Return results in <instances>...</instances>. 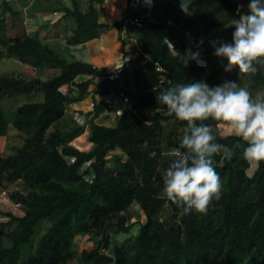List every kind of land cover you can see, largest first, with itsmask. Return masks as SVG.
<instances>
[{
  "label": "trees",
  "instance_id": "obj_1",
  "mask_svg": "<svg viewBox=\"0 0 264 264\" xmlns=\"http://www.w3.org/2000/svg\"><path fill=\"white\" fill-rule=\"evenodd\" d=\"M153 2L160 24L145 20L132 28L149 59L138 55L115 79L105 75L98 83L94 80L102 72L92 64L67 59L32 35L9 37L7 19L0 15V62L13 59L35 69L59 70L46 79L18 73L0 76V138L9 125L3 102L18 96L29 101L12 119L14 128L25 135L23 145L0 157V185L6 178L21 182L23 191L10 198L26 207L23 217L8 215V221L0 222V264H264V160L250 173L251 163L243 158L247 145L241 138L221 135L218 122L206 121L216 130L217 142L235 152L231 159L214 157L223 189L206 213L185 214L168 200L161 175L170 163L165 153L179 145L185 122L165 115V106L157 103L160 90L179 83L205 81L216 86L229 80L247 84L253 93L264 91V67L239 79V69L226 72L227 60L215 56L211 45L217 39L231 42L235 29L230 22L239 19L241 5L248 11L249 0H190L192 15L181 10L180 0ZM90 3L86 13L76 0L66 8V16L77 25L67 45L95 39L106 27L98 22L94 7L102 0ZM3 5L17 14L7 2ZM169 20L173 26L166 24ZM189 48L200 52L207 68L194 60L184 64ZM81 76L90 79L78 83ZM36 96L41 99L33 100ZM90 96L94 107L85 125L92 148L82 151L72 142L84 134L85 125L73 119V127L54 126L65 119L69 105ZM109 96L126 104L115 127L97 123L103 114L115 111L113 101L97 100ZM111 161L114 166H109ZM134 205L146 221L137 235L112 242L111 230L131 233L129 213ZM164 207L170 218L161 221L158 215ZM46 220L50 226L22 263L24 248ZM80 236L94 242L93 250H76Z\"/></svg>",
  "mask_w": 264,
  "mask_h": 264
},
{
  "label": "clouds",
  "instance_id": "obj_2",
  "mask_svg": "<svg viewBox=\"0 0 264 264\" xmlns=\"http://www.w3.org/2000/svg\"><path fill=\"white\" fill-rule=\"evenodd\" d=\"M150 3L151 0H148ZM181 10L192 15L190 0H180ZM239 19L233 18L231 42L211 41L214 55L227 60L226 72L239 69V79L255 75L264 67V0H249L248 11L237 9ZM175 54L171 41H164ZM203 44L199 42L197 47ZM184 64L196 61L206 66L200 52L187 50ZM117 69L123 64H115ZM157 103L166 108L165 115L185 122L179 145L165 153L170 163L161 172L163 193L185 214L193 210L206 213L213 200L222 195L223 182L215 168V156L231 159L234 150L217 142L212 120L227 127L229 134L241 138L246 147L243 158L249 163L264 160V91H253L247 84L225 80L210 86L205 81L179 83L160 90Z\"/></svg>",
  "mask_w": 264,
  "mask_h": 264
},
{
  "label": "crops",
  "instance_id": "obj_3",
  "mask_svg": "<svg viewBox=\"0 0 264 264\" xmlns=\"http://www.w3.org/2000/svg\"><path fill=\"white\" fill-rule=\"evenodd\" d=\"M79 2L82 12L86 13L91 5V0H76ZM8 5L17 14L6 11L4 3ZM73 0H0V15L7 19V34L9 37L17 35H32L37 37L43 43L47 44L57 53L67 59H76L84 63L92 64L101 70V77H97L95 83L104 79L105 75H114L118 69L115 64L123 63V56L129 48L121 41V18L124 14L128 0H102V3H94L97 10L98 22L105 25L99 33V37L87 41L86 43L69 46L66 40L71 36L77 25L73 18L66 16V8H72ZM22 22L21 24H16ZM13 22V35L9 32V23ZM19 25V26H17ZM17 26V27H16ZM3 59L0 63L4 62ZM15 61L18 65L12 72L21 74L27 78L41 77L46 79L59 73V70L52 68H42L34 70L33 67ZM90 78L85 76L83 79L78 78L77 82L87 81ZM95 86L91 90H94ZM108 100L115 103V111L106 112L97 123L106 127H113L114 121L119 120L120 115L126 110V104L115 96L107 98L97 97V100ZM92 96L86 100L71 104L66 111V117H72L74 111L82 112L81 115L88 119L93 108ZM65 117V118H66ZM109 120V123L105 120ZM104 120V121H103ZM118 123V122H117ZM109 124H111L109 126ZM115 127V126H114Z\"/></svg>",
  "mask_w": 264,
  "mask_h": 264
},
{
  "label": "rangeland",
  "instance_id": "obj_4",
  "mask_svg": "<svg viewBox=\"0 0 264 264\" xmlns=\"http://www.w3.org/2000/svg\"><path fill=\"white\" fill-rule=\"evenodd\" d=\"M69 2V0H67ZM11 24H14L13 22L9 23V32L10 35H13L12 33V27ZM16 24H22V22L16 23ZM19 26V25H17ZM16 26V27H17ZM17 63L15 61H12V59H6L4 62L0 63V76L2 75H13L14 72L12 70L16 69ZM85 76H81L80 78L83 79ZM41 98L40 96H36L33 100L39 101ZM28 98L27 96H18L13 99H7L3 102V107L6 112V117L8 119L9 125H8V130L7 134L3 137L0 138V157H6L9 155H12L15 153V148L20 147L23 145L25 135L19 131H17L13 124H12V119L14 116V113L16 112L17 108L25 103H28ZM77 111H74L73 115ZM82 115H85L84 113L80 112ZM72 115V116H73ZM68 115L61 123L58 125H55L54 127H59L63 129H67V127H73L74 121L72 117H69ZM88 119H86L87 121ZM104 121V120H103ZM105 122L109 123V120H105ZM118 120L114 121V126L117 125ZM79 125V124H78ZM85 125V124H84ZM111 124H109L110 126ZM86 126V125H85ZM88 126L85 127V132L83 135L79 136L76 138L73 142L72 145L75 146L76 148L82 150V151H89L92 148L91 143L89 142V136H88ZM218 132L221 135H229V131L226 126L220 125L218 127ZM116 153H120L117 151ZM109 166H114V162H110ZM251 168L252 170L250 173L254 171L256 168V162L251 163ZM23 191V186L21 182L14 181L10 182L8 178L3 182L2 185H0V222H6L9 220L8 215H13L15 217H23L25 215L26 207L23 204H19L16 200L11 199L10 195L12 193H15L17 191ZM131 214V223L133 224V227L131 229L130 234H120L119 232L115 230H111L110 236H111V241L112 242H123L127 238L137 235L140 224L144 223L146 221L145 216L141 212L140 208L137 205H134L130 213ZM159 219L161 221H165L168 218H170V212L167 207H164L162 211L158 215ZM50 226V222L43 221L41 223V226L38 228L37 233L33 237L32 244L29 246H26L24 248L23 252V257H22V263L26 262L30 256V254L33 252V250L36 248L38 241L40 238L44 235L48 227ZM14 227L9 228V231H12ZM94 248V242H92L88 236H80L76 240V250L81 253L83 250L91 251ZM77 264V261H75Z\"/></svg>",
  "mask_w": 264,
  "mask_h": 264
},
{
  "label": "built area",
  "instance_id": "obj_5",
  "mask_svg": "<svg viewBox=\"0 0 264 264\" xmlns=\"http://www.w3.org/2000/svg\"><path fill=\"white\" fill-rule=\"evenodd\" d=\"M154 7L155 6L153 0H151L150 3L148 2V0H128V4L120 21V39L126 45V47L129 48V50H126V52L124 53L122 63L123 67L118 69V71L114 75H111V79H115L118 74L122 73L124 67H126L138 55H143L146 59H149V55L145 54L142 51L139 40L136 34L132 31V28L141 26V24L145 20L155 24H160V22L154 17ZM166 24L168 26H173V22L171 20L167 21ZM187 38L190 43H193V38L189 33L187 34ZM202 60L206 62V66H200L195 61L196 65L201 68H207V61L204 59ZM34 70L37 69L34 68ZM158 71L161 72L163 71V69L158 67ZM125 102H128V99H125ZM91 106L92 108L94 107V102H92ZM73 119L80 125H84L87 122L86 118L83 117L79 112H76L73 115ZM90 165L91 162H88L85 164V167H90ZM85 178L91 181L88 175Z\"/></svg>",
  "mask_w": 264,
  "mask_h": 264
}]
</instances>
